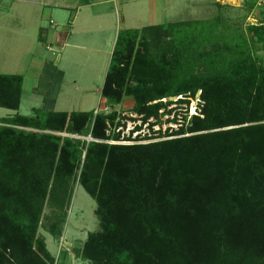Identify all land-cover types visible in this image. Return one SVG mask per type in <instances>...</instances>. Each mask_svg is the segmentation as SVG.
I'll return each instance as SVG.
<instances>
[{
    "label": "trees",
    "instance_id": "trees-1",
    "mask_svg": "<svg viewBox=\"0 0 264 264\" xmlns=\"http://www.w3.org/2000/svg\"><path fill=\"white\" fill-rule=\"evenodd\" d=\"M247 31L264 43V19ZM221 38L193 50L119 30L100 90L106 106L131 97L146 122L162 99L198 94V113L168 138L117 143L116 111L0 118V264H55L38 229L49 204L61 212L48 228L59 237L74 182L96 204L99 230L72 249L90 264H264V65L246 41ZM22 82L0 74V108H19Z\"/></svg>",
    "mask_w": 264,
    "mask_h": 264
},
{
    "label": "rangeland",
    "instance_id": "rangeland-1",
    "mask_svg": "<svg viewBox=\"0 0 264 264\" xmlns=\"http://www.w3.org/2000/svg\"><path fill=\"white\" fill-rule=\"evenodd\" d=\"M9 1H0V18L4 6L9 4ZM220 1L229 5H220L219 0H129L124 2L123 7L120 3L118 5L120 13L117 29H137L145 33L153 44L169 39L179 40V42L181 40L183 44H188L190 41L195 42L197 44L193 43L191 47L193 50H201L202 46L199 45H202L200 44L202 41L204 42L202 49L209 50L210 46L215 47L216 44H222L221 37L231 34L236 39L233 41L234 45L246 41L252 56L264 65V43H257L247 31L248 26L257 25L264 19V8L255 7L254 0ZM250 4L253 5L251 10L248 9ZM11 18L12 30L18 31L20 35H12L11 40L7 37V41H12L13 50L17 51L32 43L29 35L42 19L40 14L30 16L22 14L15 6ZM183 22H190L191 25L181 27L179 33L159 27ZM42 23L50 27L57 23L66 25L67 20L61 18L58 21V18L53 15L47 17ZM33 43L36 47L35 55L42 57L47 64L39 69H35L36 66L30 64L28 58L21 57V54L16 56L13 52L11 58L0 55V67L4 62H7L8 66L22 64L27 82L32 81L33 89L30 96H22L18 109L0 108V118L15 114L33 116L37 110L67 113L94 111L105 114L116 111L120 126L109 128V132L118 133L121 140H130H122L119 143L131 144L132 142L147 143L168 138L165 136L178 131L181 127L185 128L192 115L198 113V94L194 98H188V104L178 102L180 99L184 100L185 97H171L161 100L165 107L159 111L157 120L152 118L142 122L141 117L132 112L133 100L128 101L125 97L121 104L114 107L106 106L102 100L100 90L107 71V62L109 63L110 59L107 60L105 54L101 58L94 59L80 55L66 59L63 55L59 64V48L52 45L51 50L48 51L43 44L36 41ZM28 66L33 68H28ZM14 71H16L15 68L8 70L0 68V74ZM47 89L49 93L52 89L54 90L56 100H47L49 97ZM59 135L77 138L66 134ZM110 143L115 142L110 141ZM71 196L67 206L63 209L64 212L62 211L65 214V221L61 225L59 237H53L48 232V228L52 223L54 213L61 212H53L55 209L49 204H45L38 235L45 240L46 248L54 257L55 264H90L76 257L72 249L73 246L82 245L89 233L99 230L98 220L94 214L96 204L77 182L72 185Z\"/></svg>",
    "mask_w": 264,
    "mask_h": 264
},
{
    "label": "crops",
    "instance_id": "crops-1",
    "mask_svg": "<svg viewBox=\"0 0 264 264\" xmlns=\"http://www.w3.org/2000/svg\"><path fill=\"white\" fill-rule=\"evenodd\" d=\"M0 1L2 2L3 0ZM127 1L129 0H10L9 4L4 6L3 12H1L0 55H3L5 58H11L13 52L16 53V56L21 54V57L28 58L30 64L36 66L35 69H39L44 67L46 62L42 57L35 55L36 47L33 42L36 41L43 44L48 51L49 49L51 50L52 45L59 48V64L62 61L63 55H65L66 59L70 56L75 57L78 55L94 59L101 58L105 54L108 60L120 30L117 29L118 15L120 13L118 5L120 3L121 7H123V4ZM219 3L220 5L227 4L221 3L220 0ZM14 6L22 14H27L28 16L40 14V18L42 19L40 23H37L36 29L32 34L29 35L32 43L17 51L13 50L12 41H7V37L11 40L12 35H20L18 31L12 30L11 17ZM53 15L58 18V21L61 18L66 19L67 24L58 25V23H54L55 26L50 27L42 25V21ZM49 20L53 22L52 19ZM122 21L124 22V18ZM107 64L109 65L108 62ZM1 66L0 68L4 70L15 68L16 71L6 74L21 75L23 77L21 99L23 95L30 96L33 90L31 86L32 81L27 82L22 64H10L8 66L7 62H4ZM24 66L26 68V64ZM28 68L33 67L28 66ZM37 72L40 73V71ZM47 94L49 96L47 100H56V93L53 89L51 93L47 89ZM125 99L128 101L133 100L131 97H126Z\"/></svg>",
    "mask_w": 264,
    "mask_h": 264
},
{
    "label": "built area",
    "instance_id": "built-area-1",
    "mask_svg": "<svg viewBox=\"0 0 264 264\" xmlns=\"http://www.w3.org/2000/svg\"><path fill=\"white\" fill-rule=\"evenodd\" d=\"M254 2H255V7L264 8V0H254ZM117 143H119V142H117Z\"/></svg>",
    "mask_w": 264,
    "mask_h": 264
},
{
    "label": "water",
    "instance_id": "water-1",
    "mask_svg": "<svg viewBox=\"0 0 264 264\" xmlns=\"http://www.w3.org/2000/svg\"><path fill=\"white\" fill-rule=\"evenodd\" d=\"M90 140V139H89ZM91 141V140H90Z\"/></svg>",
    "mask_w": 264,
    "mask_h": 264
},
{
    "label": "bare ground",
    "instance_id": "bare-ground-1",
    "mask_svg": "<svg viewBox=\"0 0 264 264\" xmlns=\"http://www.w3.org/2000/svg\"><path fill=\"white\" fill-rule=\"evenodd\" d=\"M193 110V109H192Z\"/></svg>",
    "mask_w": 264,
    "mask_h": 264
}]
</instances>
